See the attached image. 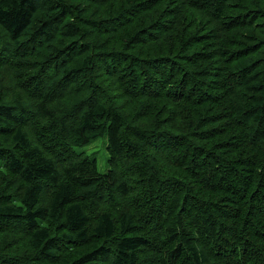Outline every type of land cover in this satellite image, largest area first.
I'll list each match as a JSON object with an SVG mask.
<instances>
[{"label": "trees", "instance_id": "1", "mask_svg": "<svg viewBox=\"0 0 264 264\" xmlns=\"http://www.w3.org/2000/svg\"><path fill=\"white\" fill-rule=\"evenodd\" d=\"M0 264H264V0H0Z\"/></svg>", "mask_w": 264, "mask_h": 264}, {"label": "rangeland", "instance_id": "2", "mask_svg": "<svg viewBox=\"0 0 264 264\" xmlns=\"http://www.w3.org/2000/svg\"><path fill=\"white\" fill-rule=\"evenodd\" d=\"M106 145L107 142L105 139H98L84 149L88 156L96 158L98 162V169L101 173H106L109 168Z\"/></svg>", "mask_w": 264, "mask_h": 264}]
</instances>
